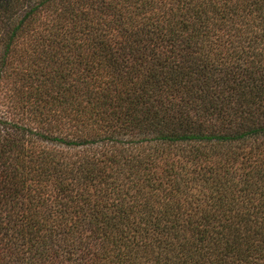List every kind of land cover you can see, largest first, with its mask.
Here are the masks:
<instances>
[{"label":"trees","instance_id":"trees-1","mask_svg":"<svg viewBox=\"0 0 264 264\" xmlns=\"http://www.w3.org/2000/svg\"><path fill=\"white\" fill-rule=\"evenodd\" d=\"M0 264H264V0H0Z\"/></svg>","mask_w":264,"mask_h":264}]
</instances>
